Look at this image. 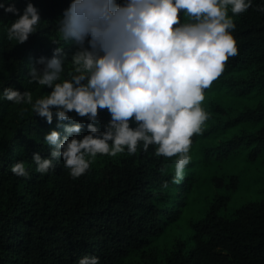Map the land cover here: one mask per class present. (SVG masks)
I'll use <instances>...</instances> for the list:
<instances>
[{
	"label": "trees",
	"instance_id": "1",
	"mask_svg": "<svg viewBox=\"0 0 264 264\" xmlns=\"http://www.w3.org/2000/svg\"><path fill=\"white\" fill-rule=\"evenodd\" d=\"M27 2L15 0V5L22 12ZM31 2L39 9L41 23L22 43L9 41L4 33L5 23L17 14L0 9V264H78L85 254L98 256L99 264H264V200L246 202L220 215L229 196L215 194L202 217L191 221L193 232L187 241L174 238L163 249L157 244L186 206L189 179L195 177L188 167L200 168L215 149L226 155L223 152L233 146L246 149L249 161L264 163V12L249 7L233 14L229 9L236 24L231 31L238 54L229 57L221 75L204 90L202 106L209 116L203 131L192 137L193 159L184 169V178L174 183L176 157L155 155V145L147 151L138 145L135 153L125 146L115 156L98 153L89 169L76 178L62 157L47 173L35 170L33 152L49 155L44 135L56 129L63 137L65 129L58 126L56 106L48 123L30 104L4 99L3 88L29 90L34 99L47 95L51 87L30 82L29 68H41L37 58H50L53 49L62 46L69 60L65 69L70 71V58L78 45L63 40L58 28L70 0ZM261 2L254 0V5ZM179 15L183 19L182 12ZM69 115L83 123L80 133L71 135L87 134L91 122L87 116L75 110ZM110 119L107 108H98V129L105 130ZM135 124L130 118V126ZM220 134L227 136L217 145L203 141ZM18 160L25 162L30 176L12 172Z\"/></svg>",
	"mask_w": 264,
	"mask_h": 264
},
{
	"label": "clouds",
	"instance_id": "2",
	"mask_svg": "<svg viewBox=\"0 0 264 264\" xmlns=\"http://www.w3.org/2000/svg\"><path fill=\"white\" fill-rule=\"evenodd\" d=\"M249 7L264 12V0L256 5L254 0H70L58 22L63 40L78 45L70 71L65 69L69 60L63 47L57 46L50 58H37L41 68H29L30 82L51 87L47 95L34 99L29 90L3 88L4 99L30 104L48 123L56 106L58 126L65 129L63 137L56 129L44 135L49 155L33 152L35 170L47 173L62 157L76 178L98 153L115 156L125 146L135 153L138 145L144 151L155 145V155L176 157L172 181L179 183L192 159V137L203 131L209 116L202 106L204 90L221 75L229 57L238 54L229 9L238 14ZM0 9L17 14L4 25L9 41H26L41 23L31 0L22 12L15 0H0ZM98 108L111 114L103 131L95 123ZM71 110L91 121L88 133L80 138L71 135L83 126L69 115ZM64 120L70 123L61 124ZM11 170L30 176L23 160L12 164ZM162 183L167 187V180ZM99 259L85 254L78 264H99Z\"/></svg>",
	"mask_w": 264,
	"mask_h": 264
},
{
	"label": "rangeland",
	"instance_id": "3",
	"mask_svg": "<svg viewBox=\"0 0 264 264\" xmlns=\"http://www.w3.org/2000/svg\"><path fill=\"white\" fill-rule=\"evenodd\" d=\"M226 136L227 134H220L214 138H204L203 141L209 146H214L219 141L225 140ZM220 150L215 149L210 153L208 162L202 167L193 165L188 167L195 177L189 179L191 187L187 203L179 217L173 220L160 235L157 244L161 249L170 247L174 238L187 241L193 232L191 221L202 217L203 210L215 194L229 196L225 205L219 209L220 215H228L246 202L264 200V190L261 189L264 163L259 159L249 161L245 158L247 150L238 146L224 151L226 155L220 153ZM236 184L237 187L234 186ZM191 244V241H188L186 245L189 247ZM158 258L160 260L163 258L162 250L158 251Z\"/></svg>",
	"mask_w": 264,
	"mask_h": 264
}]
</instances>
